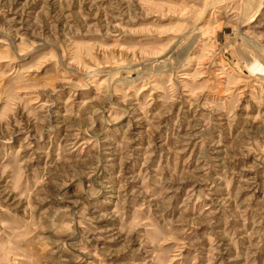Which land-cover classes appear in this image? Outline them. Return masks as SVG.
<instances>
[{"label":"rangeland","instance_id":"374dc122","mask_svg":"<svg viewBox=\"0 0 264 264\" xmlns=\"http://www.w3.org/2000/svg\"><path fill=\"white\" fill-rule=\"evenodd\" d=\"M0 264H264V0H0Z\"/></svg>","mask_w":264,"mask_h":264}]
</instances>
